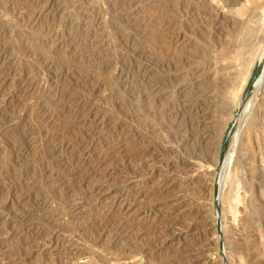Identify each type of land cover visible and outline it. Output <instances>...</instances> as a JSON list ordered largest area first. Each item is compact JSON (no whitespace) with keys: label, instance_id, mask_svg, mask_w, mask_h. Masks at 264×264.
Segmentation results:
<instances>
[{"label":"rangeland","instance_id":"374dc122","mask_svg":"<svg viewBox=\"0 0 264 264\" xmlns=\"http://www.w3.org/2000/svg\"><path fill=\"white\" fill-rule=\"evenodd\" d=\"M181 1L0 0V264H264V0Z\"/></svg>","mask_w":264,"mask_h":264},{"label":"bare ground","instance_id":"6f19581e","mask_svg":"<svg viewBox=\"0 0 264 264\" xmlns=\"http://www.w3.org/2000/svg\"><path fill=\"white\" fill-rule=\"evenodd\" d=\"M200 1H202V3L203 4H205V5H209L210 7H211V9L213 10V11H215L217 14H219V15H223L222 14V11H224L225 9H231L230 7L233 5V4H235L236 3V1L235 0H182L181 1V3L179 4V8L180 9H182L183 11L185 10V9H193L194 8V6L197 4V3H199ZM201 3V2H200ZM215 3V4H214ZM210 9V10H211ZM262 55H263V53H262ZM261 59V58H260ZM255 61V60H254ZM262 61V63H261V65H262V67H264V57H263V60H261ZM253 65V62H252V64L250 65V68H249V72H248V75L249 74H251V72H252V66ZM229 73V72H228ZM261 74H263V73H261ZM247 78V77H246ZM260 78V79H259ZM258 79H259V81L257 82V84H256V86H255V91H260V89H261V87L263 86V80H264V75H262V76H260ZM245 79V78H244ZM243 79V80H244ZM233 81V80H232ZM244 82V81H243ZM246 82H247V80H246ZM243 84H245V83H243ZM243 84L241 85L242 87V89H243ZM247 84V83H246ZM245 84V85H246ZM240 85V84H239ZM239 88V87H238ZM239 91V90H238ZM237 91V95H238V93H239V95H241V91H239L238 92ZM238 97V96H237ZM254 97V96H253ZM240 98V97H239ZM252 98V97H251ZM253 99V98H252ZM254 100V99H253ZM238 102V101H237ZM250 103H252L251 101H250ZM253 104V103H252ZM250 104H249V102L247 103V105H246V107L244 108V113L242 114L243 115V118H244V116H246L245 114H246V111H247V109H250V108H248V106H249ZM237 106V105H236ZM235 106V107H236ZM234 107V108H235ZM250 111V110H249ZM248 112V111H247ZM242 117V116H241ZM243 118H241V119H243ZM240 119V118H239ZM239 128V127H238ZM240 130V129H239ZM239 133V132H238ZM236 134V133H235ZM237 135H236V140H237ZM232 142V141H231ZM234 142V141H233ZM235 144H236V142L233 144V146H232V148H231V150L226 154V156H225V171L222 173V180L220 181L221 182V185H222V188H221V191L219 192V193H221V196H220V199H223V192H224V190H225V187H226V183L228 182L227 180H229V179H231L230 177H231V173L232 172H234V170H233V168L235 167H233V165H235V163L237 162L236 160H234V161H236L234 164H233V154H235V153H233V148L234 147H236L235 146ZM229 147V146H228ZM230 149V148H229ZM235 151V150H234ZM236 155V154H235ZM235 159H236V157H235ZM224 163V162H223ZM238 163V162H237ZM233 167V168H232ZM233 170V171H232ZM195 174V173H194ZM235 180V179H234ZM235 185V184H234ZM233 186V185H232ZM240 199V198H239ZM242 204V203H241ZM235 210V209H234Z\"/></svg>","mask_w":264,"mask_h":264},{"label":"water","instance_id":"95a60500","mask_svg":"<svg viewBox=\"0 0 264 264\" xmlns=\"http://www.w3.org/2000/svg\"><path fill=\"white\" fill-rule=\"evenodd\" d=\"M261 66H262V65H259V67H258L257 74H256V76H255V79L258 77V75H259L260 72H261ZM254 86H255V85L253 84V85L251 86V88L249 89V92L247 93V95H246L245 98H244V103H246L247 99H248L249 96L251 95ZM243 110H244V106H241V107L239 108L238 117H237V119H236V121H235V124L233 125V127H232V129H231V131H230V133H229V135H228V138H227V140H226L225 148H224V154H225V152H226V150H227V147H228V143H229L230 137L232 136V133H233L235 127H236V124H237L238 121H239L240 116H241L242 113H243ZM222 162H223V159L219 162V164H222ZM217 219H219V206H217Z\"/></svg>","mask_w":264,"mask_h":264}]
</instances>
